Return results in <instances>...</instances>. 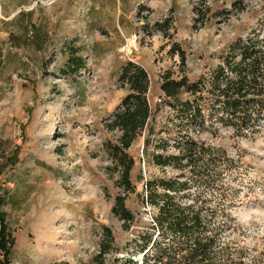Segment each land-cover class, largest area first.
Listing matches in <instances>:
<instances>
[{"label": "rangeland", "instance_id": "obj_1", "mask_svg": "<svg viewBox=\"0 0 264 264\" xmlns=\"http://www.w3.org/2000/svg\"><path fill=\"white\" fill-rule=\"evenodd\" d=\"M262 20L264 0H0V195L15 238L12 264L141 262L127 249L152 220L143 198L147 180L161 172L140 137L129 150L136 192L126 202L137 223L124 229L112 208L125 191L108 151L120 137L108 119L128 94L122 66L147 69L150 101L163 105L166 73L211 78L233 41ZM73 53L85 69L68 70ZM169 116L165 105L157 131ZM202 138L239 162L223 180L240 196L231 208L237 222L223 237L239 238L232 247L253 264L264 248V134L239 138L222 128ZM108 228L116 251L100 258Z\"/></svg>", "mask_w": 264, "mask_h": 264}, {"label": "trees", "instance_id": "obj_2", "mask_svg": "<svg viewBox=\"0 0 264 264\" xmlns=\"http://www.w3.org/2000/svg\"><path fill=\"white\" fill-rule=\"evenodd\" d=\"M259 26L246 39L233 41L211 78L192 82L187 76L174 79L166 73L160 86L163 105L154 107L150 101L147 69L133 61L123 64L120 82L128 94L108 119V129L120 132L117 144H110L108 151L112 171L125 191L112 208L124 229L129 231L137 223L126 202L136 192L132 182L136 160L129 150L140 137H145L149 163L161 172L147 180L143 198L153 210L152 220L145 232L136 235V246L127 249H134L141 262L130 257L128 264H245V249L232 247L239 238L223 237L237 222L231 208L240 197L223 180L239 169V162L202 137L222 128L239 138L264 134V20ZM77 54L70 56L67 66L72 72L86 68ZM165 105L170 116L157 131L156 118ZM6 204V197L0 195V264H12L15 245ZM104 233L100 258L116 251L112 230ZM260 257L264 258V248L253 264H264Z\"/></svg>", "mask_w": 264, "mask_h": 264}]
</instances>
